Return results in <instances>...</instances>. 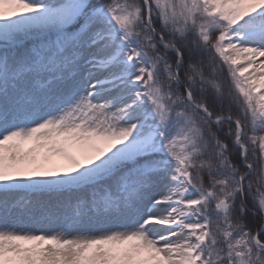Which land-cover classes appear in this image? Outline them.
I'll return each instance as SVG.
<instances>
[{
	"label": "snow or ice",
	"instance_id": "snow-or-ice-1",
	"mask_svg": "<svg viewBox=\"0 0 264 264\" xmlns=\"http://www.w3.org/2000/svg\"><path fill=\"white\" fill-rule=\"evenodd\" d=\"M0 264H264V0H0Z\"/></svg>",
	"mask_w": 264,
	"mask_h": 264
},
{
	"label": "rangeland",
	"instance_id": "rangeland-1",
	"mask_svg": "<svg viewBox=\"0 0 264 264\" xmlns=\"http://www.w3.org/2000/svg\"><path fill=\"white\" fill-rule=\"evenodd\" d=\"M61 163H65L66 164V162H62V161H61Z\"/></svg>",
	"mask_w": 264,
	"mask_h": 264
}]
</instances>
